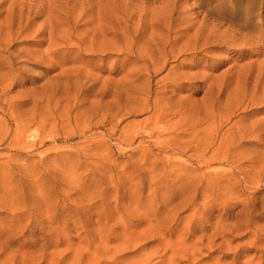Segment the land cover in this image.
Instances as JSON below:
<instances>
[{
  "label": "rangeland",
  "instance_id": "obj_1",
  "mask_svg": "<svg viewBox=\"0 0 264 264\" xmlns=\"http://www.w3.org/2000/svg\"><path fill=\"white\" fill-rule=\"evenodd\" d=\"M242 1L233 24L208 0H0V264H264Z\"/></svg>",
  "mask_w": 264,
  "mask_h": 264
},
{
  "label": "bare ground",
  "instance_id": "obj_2",
  "mask_svg": "<svg viewBox=\"0 0 264 264\" xmlns=\"http://www.w3.org/2000/svg\"><path fill=\"white\" fill-rule=\"evenodd\" d=\"M206 1V0H205ZM208 1H210L211 3H214V4H216V6L214 7V11L213 12H206V14H210V13H215L214 14V16L213 17H215V18H217L218 20H222L221 22H223V21H226L225 20V18L227 19V18H230V20H228L227 22H231V23H237V22H239V20L242 18V16L241 17H239V20H238V16L237 15H235V14H237L240 10H242V8H243V10H244V4L242 5V3H244L242 0H208ZM228 1H234V2H236V5H232V7L230 8V10H229V7H227L228 8V10H226L225 9V4H228L227 2ZM249 1V2H248ZM258 0H247V10H250V11H256V9H258L259 10V13L261 12V13H264V4H260L261 6H259V8H257V6H255L254 5V3H256ZM262 2H263V0H261ZM233 2V3H234ZM231 3V2H230ZM225 5V6H224ZM246 6V5H245ZM224 7V8H223ZM223 9H225V10H223ZM239 10V11H238ZM211 15V14H210ZM212 16V15H211ZM249 17V16H248ZM216 19V20H217ZM236 20H238V21H236ZM220 22V21H219ZM233 23V24H234ZM226 24V23H225ZM220 25V24H219ZM264 27V26H263ZM171 34H172V32H171ZM184 36H179V37H176L175 39H174V41H178V40H180V39H182ZM160 39L162 40V43L164 44V45H167L168 43H169V38L167 37V35H162V36H160ZM190 50H188V49H181L178 53H177V55H174V57L175 58H182V57H184V58H186L187 59V57H193V59L194 60H196V54H188V52H189ZM166 53H169L168 51H166V49H165V51H164V54H166ZM170 54V53H169ZM172 54H174L173 52L170 54V55H172ZM212 58V57H211ZM210 60H212V59H210ZM185 61V60H184ZM181 64V63H180ZM188 66V65H187ZM171 83V82H170ZM262 83V82H261ZM172 86V85H171ZM170 87V86H169ZM181 88V87H180ZM176 89H177V87H176ZM217 230H216V232L214 233V236H216V235H218V234H220V233H222L223 232V236H224V233L227 231L226 229H224V227L222 226V223L221 222H219V224H217ZM219 227L221 228V230H222V232H220V230H219ZM226 228H228V227H226ZM255 236L257 237V240H256V242H255V244H254V246H255V249H256V245L260 242L261 244L263 243V240H261L260 238H259V236H258V234H255ZM14 257L15 256H17V255H21V256H27L28 254H12ZM175 257V256H174ZM172 260H174V258L172 257Z\"/></svg>",
  "mask_w": 264,
  "mask_h": 264
}]
</instances>
